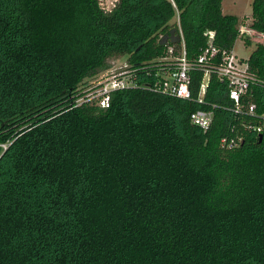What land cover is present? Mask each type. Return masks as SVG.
I'll list each match as a JSON object with an SVG mask.
<instances>
[{"label":"trees","instance_id":"16d2710c","mask_svg":"<svg viewBox=\"0 0 264 264\" xmlns=\"http://www.w3.org/2000/svg\"><path fill=\"white\" fill-rule=\"evenodd\" d=\"M223 1L0 0V143L22 133L0 148V264H264V137L221 145L237 126L226 83L213 74L200 105L195 69L191 100L134 88L76 106L121 58L153 84L180 30L190 61L211 33L251 45ZM252 8L264 34V0ZM248 63L264 80V43ZM198 109L214 111L206 132Z\"/></svg>","mask_w":264,"mask_h":264},{"label":"built area","instance_id":"2783aa9c","mask_svg":"<svg viewBox=\"0 0 264 264\" xmlns=\"http://www.w3.org/2000/svg\"><path fill=\"white\" fill-rule=\"evenodd\" d=\"M99 2L103 11L111 12L119 0H99ZM240 36L252 40L258 39H255V37H260L259 42L264 43V34L249 26L244 27L242 25ZM179 41L182 44L181 51L175 54L174 47L169 46V55L165 58L168 61L166 64L168 70L160 69V72L158 71L154 75L153 84H139L144 73L147 75L152 74L151 71H145L149 70L148 68H144L143 73L140 67L131 65L128 60L119 66H116L114 61L108 70L85 80L84 85L81 87V96L76 101V106L87 103L101 108H108L113 93L134 88H146L171 97L191 100V74L195 69H199L204 72V75L200 84L199 97L197 98L198 104H205L206 92L213 74L221 82L227 84L229 98L233 102L229 110L235 116L237 126L234 135L224 137L221 140V145L228 150H234L245 143L246 136L249 134L256 138H260L261 135L264 137V111L260 110L261 108L256 102V96L259 93L264 94V80L250 73L248 61L244 63L238 60L234 49L230 50L217 46L214 43L213 33L210 35L207 47L195 61H190L187 58L185 40L181 30ZM190 120L193 125L206 132L213 124L214 111L198 109L191 114ZM21 135L22 133L14 135L7 142L0 143L2 154Z\"/></svg>","mask_w":264,"mask_h":264},{"label":"rangeland","instance_id":"374dc122","mask_svg":"<svg viewBox=\"0 0 264 264\" xmlns=\"http://www.w3.org/2000/svg\"><path fill=\"white\" fill-rule=\"evenodd\" d=\"M254 0H224L223 12L226 15L237 16L244 27L250 26L252 23V3ZM258 38V39H256ZM256 40H251V45L246 44L245 40L240 38L236 41L234 52L238 60L247 62L256 44L260 43V37H255ZM127 59L121 58L115 61L116 66L122 65Z\"/></svg>","mask_w":264,"mask_h":264},{"label":"water","instance_id":"95a60500","mask_svg":"<svg viewBox=\"0 0 264 264\" xmlns=\"http://www.w3.org/2000/svg\"><path fill=\"white\" fill-rule=\"evenodd\" d=\"M262 140H263V136L261 135V136H260V141H262Z\"/></svg>","mask_w":264,"mask_h":264}]
</instances>
